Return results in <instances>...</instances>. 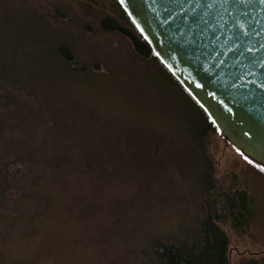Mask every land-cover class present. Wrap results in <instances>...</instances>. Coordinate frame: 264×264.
I'll list each match as a JSON object with an SVG mask.
<instances>
[{"label":"rangeland","instance_id":"1","mask_svg":"<svg viewBox=\"0 0 264 264\" xmlns=\"http://www.w3.org/2000/svg\"><path fill=\"white\" fill-rule=\"evenodd\" d=\"M12 1L22 7V16L12 19L21 26L31 19L42 23L46 35L23 64L25 72L35 77L49 63L40 50L52 38L69 44L94 76L82 87L43 80L54 90L51 103L64 120L62 134L80 161L69 165L74 184L66 185L67 205L49 217L51 233L26 256L37 264H141L143 240L183 236L204 213L191 183L195 159L176 133L194 126L198 110L159 66L137 58L125 39L98 28L86 7L111 14L108 0ZM55 9L68 11V22L54 15ZM207 146L216 178L223 185L235 180L248 198L251 221L245 230L221 226L229 263L264 262V169L219 134H208Z\"/></svg>","mask_w":264,"mask_h":264},{"label":"trees","instance_id":"2","mask_svg":"<svg viewBox=\"0 0 264 264\" xmlns=\"http://www.w3.org/2000/svg\"><path fill=\"white\" fill-rule=\"evenodd\" d=\"M108 1L111 14L102 15L86 7L91 9L88 14L98 28L125 39L137 58L159 66L192 101L199 114L193 127L176 133L185 140L183 149L195 159L189 171L193 174L195 195L203 201L204 213L196 220L195 229L182 230L183 236L156 235L143 240L138 250L139 263L230 264L229 241L221 226L228 223L232 230L243 232L250 224L247 193L237 189L235 180L229 179L230 184L223 185L216 178L207 137L218 132L153 56L116 0ZM21 8L12 0H0V264L38 263L34 256L27 258L26 250L32 244L44 243L51 233L48 219L67 205L68 180L74 184L69 178V165L74 164V158L80 161L71 155L67 138L62 134L64 120L51 103L54 90L43 80L54 78L60 82L58 85L82 87L94 79L78 62L69 44L52 38L40 50L49 57V63L35 77L25 72L23 64L28 65L27 60L32 59V52L46 35L42 23L38 26L31 19L21 26L12 19L22 16ZM54 15L68 22L70 13L55 9ZM243 264L264 262L249 259Z\"/></svg>","mask_w":264,"mask_h":264},{"label":"water","instance_id":"3","mask_svg":"<svg viewBox=\"0 0 264 264\" xmlns=\"http://www.w3.org/2000/svg\"><path fill=\"white\" fill-rule=\"evenodd\" d=\"M218 134L264 169V0H116Z\"/></svg>","mask_w":264,"mask_h":264}]
</instances>
